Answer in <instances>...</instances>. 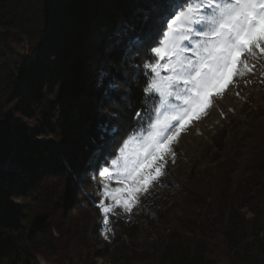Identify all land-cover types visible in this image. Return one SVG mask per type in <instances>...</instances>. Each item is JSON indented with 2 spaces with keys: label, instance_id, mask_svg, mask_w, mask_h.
<instances>
[{
  "label": "trees",
  "instance_id": "1",
  "mask_svg": "<svg viewBox=\"0 0 264 264\" xmlns=\"http://www.w3.org/2000/svg\"><path fill=\"white\" fill-rule=\"evenodd\" d=\"M137 5L0 0V264H89L93 257L114 264H264V77L260 100L224 124L202 155L205 165L191 168L179 210L172 211L169 194L145 199L159 216L153 227L163 228L160 243L138 244L142 217L114 215L111 242L90 250L89 232H98L102 213L82 185L94 173L89 159L103 146L96 172L105 154L109 165L143 108L147 81L136 66L152 59L150 45L108 50L112 30L121 19L134 20ZM110 82L118 89L109 90ZM42 85L57 89L58 106L75 107L67 124L54 123L56 108L48 118ZM21 115L36 129L19 122ZM102 125L118 127V138L101 140ZM35 133L62 136L54 143L35 140Z\"/></svg>",
  "mask_w": 264,
  "mask_h": 264
},
{
  "label": "snow or ice",
  "instance_id": "2",
  "mask_svg": "<svg viewBox=\"0 0 264 264\" xmlns=\"http://www.w3.org/2000/svg\"><path fill=\"white\" fill-rule=\"evenodd\" d=\"M134 18L121 19L114 27L108 50L123 45L125 52L139 51L150 45L152 59L136 66L147 82L135 126L110 165L105 154L98 169L101 199L96 206L109 230V215L117 209L131 213L160 182L167 158L175 161L172 145L207 114L214 96L254 70L249 60L264 55V0H138ZM106 75L100 74V83ZM118 87L108 84L109 90ZM118 133V127L102 125L100 138L116 139ZM102 148L89 159L94 173ZM113 181L119 186L112 187Z\"/></svg>",
  "mask_w": 264,
  "mask_h": 264
},
{
  "label": "rangeland",
  "instance_id": "3",
  "mask_svg": "<svg viewBox=\"0 0 264 264\" xmlns=\"http://www.w3.org/2000/svg\"><path fill=\"white\" fill-rule=\"evenodd\" d=\"M248 62L254 65V70L242 78H237L222 96H214V104L208 110L207 114L201 119L192 122L191 126L181 134L178 142L172 145L173 151L176 153L175 161L173 162L171 156L167 158L165 175L160 178V182L152 185L148 193L140 197L138 206L134 207L131 213H125L122 209H117L116 215L123 218L130 216L142 217L143 223L136 239L139 245H157L160 243V235L162 234V232H159V228L160 230L163 229L162 227L154 229L153 226H156L159 223V216L150 206L145 204V199L147 200L150 195H153L155 192L165 195L169 194L171 198L173 197L172 204L174 205L172 211L177 212V210H179L178 201L184 198L182 192L187 189L185 188L184 182L190 174L191 168L194 164L198 166L201 164L204 166L207 162L206 160H201V158L205 149L211 145L212 137L224 126V124L233 119H237L245 110L250 111L260 100L261 91L257 87V84L261 78L264 77V55H261L258 60H249ZM44 86V96L46 98L45 101L47 102V106L45 109L43 108V110H45V113H47L49 118V116L52 117L53 115V111L50 110V108H56V115L54 118L52 117L54 120L51 117L50 119H52L54 123H56L57 120H60V124L61 122H66L67 124V121L65 120H67V118L70 120L71 113H73L72 115H76L75 107H69L68 105L63 106L62 104L58 106L56 102L59 94L57 89H49L48 85H42V87ZM117 105L116 101L110 104V110L108 111L110 115L113 113L114 109H117ZM19 119V122L23 123L27 129H36V122L28 117L21 115ZM83 123L84 122L81 121L80 124ZM60 134L35 133L34 139H42L43 141L51 140L54 143H59L55 138L62 136V134ZM109 147L108 144L106 148ZM93 175H96V179H93ZM100 184L101 178L98 176V172L91 174V176H88L87 173L82 180V185L86 193L97 199L99 202L101 199L99 195ZM111 186L117 187L119 185H116L113 181ZM189 201L190 199L184 200L185 203H189ZM104 202L109 203L108 201ZM112 217L113 215H109L110 222ZM151 221H153V223ZM110 231L111 226L109 230L108 228H105L102 223L98 226V232H95L94 229H90L88 237L92 240V243L90 242L89 244L92 253H98L102 249L103 245L100 244V242H111L112 238L110 237ZM96 233L98 234L97 242L95 241L97 236ZM105 236H107V239H105ZM92 262L96 264H114L111 262V258L96 259L93 257L92 260L89 261V264Z\"/></svg>",
  "mask_w": 264,
  "mask_h": 264
}]
</instances>
